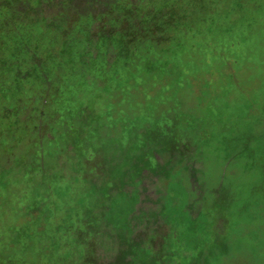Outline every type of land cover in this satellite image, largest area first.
Segmentation results:
<instances>
[{
	"label": "rangeland",
	"instance_id": "obj_1",
	"mask_svg": "<svg viewBox=\"0 0 264 264\" xmlns=\"http://www.w3.org/2000/svg\"><path fill=\"white\" fill-rule=\"evenodd\" d=\"M118 1L186 36L187 72L158 88L106 73L121 54L109 37L126 31ZM204 3L44 0L49 20L63 17L40 39L36 19L14 21L37 0H0V264H264V88L235 74L264 56L214 44ZM59 36L80 45L73 75Z\"/></svg>",
	"mask_w": 264,
	"mask_h": 264
},
{
	"label": "trees",
	"instance_id": "obj_2",
	"mask_svg": "<svg viewBox=\"0 0 264 264\" xmlns=\"http://www.w3.org/2000/svg\"><path fill=\"white\" fill-rule=\"evenodd\" d=\"M205 1L206 4L204 3L202 8L205 10V8L208 7L212 11L210 17H205L207 18L205 19V22L212 27L214 34L212 41L214 44L223 51L230 50V48L233 47L235 54H244V58L256 56L257 54L264 56V0ZM118 3L121 5L117 7L123 9L127 13L125 17L126 19L123 22L118 21L120 27L124 28L126 31L122 32L119 39L112 35V37H109V40H112L116 50H121V54H117L116 62H114L109 68H107V61L104 59V62L101 64L103 71L106 72L104 68H107L106 73H109L113 67L115 68V66L118 65V72L120 74L122 71L126 76L133 78L135 82L143 81L147 86L153 83L155 84L154 87L156 86L157 88L163 75L169 73L170 70H172L174 74L180 73L181 70L187 72V68L183 65L184 62H179L178 57H180L181 54L175 50L177 47L179 49H185L187 45L185 42L186 36L179 39L177 37V31L179 29L174 26L173 23H169L170 28H173L175 31L174 36L170 38L164 29L158 27L157 30L152 25L147 24L146 20L153 19L150 12H146V15L144 14L143 17L139 15L140 18H138L133 6L128 3V6L125 5V1H118ZM3 10L5 11V8H3ZM230 11H232L231 15ZM91 18L92 16L86 18L88 20V23L86 24L87 31L91 27ZM239 21H245L247 23L248 27L244 30L254 31L253 37H251L249 41H247V39H242V33L245 31H239L237 29L239 28ZM111 24L113 25L112 22ZM159 31H165L163 35L164 37L159 35ZM50 32L52 31L50 30ZM46 33H49L48 30L44 32V34ZM148 36L155 37L156 44H154V46L152 44L149 46L147 45L149 42ZM63 39L60 36L57 37L54 46L55 56L59 61L63 62L65 66L69 67V75H73L80 58V45L72 43L68 44V40H66V38ZM129 40L133 42V44ZM133 40H136L137 45H135L136 43H134ZM88 45V40H86L85 44L81 45L82 56L86 54ZM139 46H142L144 49H140ZM209 51L213 58H215V54L224 57L222 54H219V51L218 53L212 52L211 50ZM78 55L79 57H77ZM6 59L7 58L4 57L2 58V61L6 63ZM241 60L242 58L240 61ZM0 63L2 62L0 61ZM60 65L62 66V63H60ZM236 65L235 74L237 75L240 73L250 74L251 72H254L253 74H256L259 72L260 78L254 77L253 74V77H244V83L248 85V87H250V81L262 79L261 84L264 88V60H250L248 62L242 60V62L237 63ZM72 91L68 92L67 95H71ZM68 102L70 103V98ZM218 107L219 105L215 108ZM239 133L243 134L242 130H240ZM241 134L238 136L241 137Z\"/></svg>",
	"mask_w": 264,
	"mask_h": 264
},
{
	"label": "crops",
	"instance_id": "obj_3",
	"mask_svg": "<svg viewBox=\"0 0 264 264\" xmlns=\"http://www.w3.org/2000/svg\"><path fill=\"white\" fill-rule=\"evenodd\" d=\"M43 2H44V0H37V4L39 5L38 7H39V12H37V13H34V16L32 15L33 13L32 12H30V11H28V12H24V13H27V17L26 18H22V17H19V16H17V15H15V17H14V21H24L25 20V22L23 23H21L22 25H24V24H26V25H31L30 24V22L32 21V19H36V21L40 24V26H41V31H40V33H39V36H40V39H41V37H43V34H44V32L47 30V28L49 27V25H48V22H52V21H60L61 19H62V17H63V14H62V12H60V13H58L57 15H56V20H49L48 19V17H47V14H46V10H45V8H44V6H43ZM30 6H33L32 4H30ZM40 7H42V9H40ZM31 8V7H30ZM6 10H7V7H6ZM5 10V15L6 16H8L9 14H8V12ZM4 14V13H3ZM13 23H15V22H13ZM15 25H16V23H15ZM14 25V26H15ZM18 25V24H17ZM17 25L15 26V28L17 27ZM14 26H12L13 27V29L10 27L9 28V30L11 31V30H14L15 28H14ZM45 39V38H44ZM85 44V43H84ZM43 54H45V55H48L49 57L48 58H50V52H48L47 50L46 51H44V52H42Z\"/></svg>",
	"mask_w": 264,
	"mask_h": 264
}]
</instances>
